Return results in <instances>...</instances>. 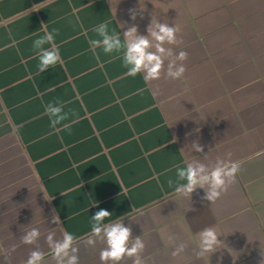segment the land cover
I'll use <instances>...</instances> for the list:
<instances>
[{
  "label": "crops",
  "instance_id": "obj_1",
  "mask_svg": "<svg viewBox=\"0 0 264 264\" xmlns=\"http://www.w3.org/2000/svg\"><path fill=\"white\" fill-rule=\"evenodd\" d=\"M152 20L179 27L181 43L166 46L188 53L183 79L127 76L122 52L89 43L101 23L123 40L132 24L147 35ZM52 29L44 47L61 61L40 73L33 42ZM54 101L69 112L55 129L45 112ZM228 153L241 171L216 202L200 188L191 200L175 194L178 168ZM101 208L105 224L122 219L141 236L144 264H264V0H0V264H24L32 227L42 264H55L49 231L77 237L79 264H101L105 245L84 243ZM209 226L221 244L201 257Z\"/></svg>",
  "mask_w": 264,
  "mask_h": 264
},
{
  "label": "clouds",
  "instance_id": "obj_2",
  "mask_svg": "<svg viewBox=\"0 0 264 264\" xmlns=\"http://www.w3.org/2000/svg\"><path fill=\"white\" fill-rule=\"evenodd\" d=\"M130 18L133 21L136 20L134 10H130ZM126 24L127 21L122 22L119 27L123 28ZM93 31L99 37V39L89 41L93 48H102L105 54L123 53V66L127 69V76L136 77L143 73L146 83L159 80L162 74L165 78L173 80L183 79L187 70L185 61L188 59V53L180 51L173 55L172 49L166 46L181 43L177 35L180 31L178 26L173 27L168 23L152 20L147 26V35H142L138 33V26L132 24L124 31L123 40L121 35L114 30L109 32L108 23H101ZM55 35H58V30L52 29L33 42L34 50L38 51L40 73L61 61L58 48L55 46L50 49L44 47L46 44L53 43ZM45 112L50 118V127L54 129L69 118V112L64 111L63 105L59 101L50 102L45 107ZM70 113L72 116L76 115L74 110H70ZM63 128L71 134L69 124H64ZM191 149L198 153H204V147L199 141H194L191 144ZM227 155L228 159L217 158L212 165L192 160L185 167L178 168L175 194L178 197L191 200L192 194L197 188H200L204 190L201 199L211 203L216 202L221 194L235 182L236 175L241 171L239 162L230 159L231 153ZM204 158L207 159L206 153ZM168 184L169 187H172L173 181L169 180ZM111 216L112 214L103 208L91 216V234L84 240L85 245L95 247L97 240L105 245L99 252L101 264H121L126 258L132 259V264H144L142 254L145 243L141 236L133 238L131 227H126L122 219L105 224V219ZM51 221L56 225H61L60 217L55 213V210H53ZM218 236L216 229L212 226L202 229L199 232L198 255L202 257L214 253L221 244ZM40 237L41 232L37 227L30 228L21 237L23 244L35 245L24 264H42L44 261L46 253L39 247ZM55 237V231H49L45 237L55 264H79L77 237L67 231L63 232L61 239ZM169 240L174 242L173 237H169ZM185 248L184 243H179L174 248L172 255H181Z\"/></svg>",
  "mask_w": 264,
  "mask_h": 264
}]
</instances>
